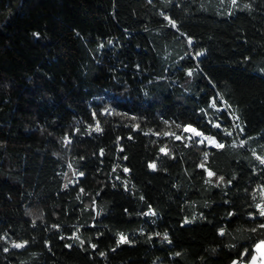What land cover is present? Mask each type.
Masks as SVG:
<instances>
[{
  "label": "trees",
  "instance_id": "1",
  "mask_svg": "<svg viewBox=\"0 0 264 264\" xmlns=\"http://www.w3.org/2000/svg\"><path fill=\"white\" fill-rule=\"evenodd\" d=\"M262 160L264 0H0V264L246 261Z\"/></svg>",
  "mask_w": 264,
  "mask_h": 264
},
{
  "label": "snow or ice",
  "instance_id": "2",
  "mask_svg": "<svg viewBox=\"0 0 264 264\" xmlns=\"http://www.w3.org/2000/svg\"><path fill=\"white\" fill-rule=\"evenodd\" d=\"M232 2L235 3L236 0H232ZM173 26H174V24H173ZM189 43H191V41H189ZM189 75H191V72H189ZM215 126L216 127H219V125H215ZM184 130L185 131H190V132H192L196 136H201L202 135V133H200L199 131H197L194 128H191L190 126L185 127ZM176 138L177 139H180V137H176ZM208 139H210L212 141V143H214L216 145V147H218V148H223L224 147V145L222 143H216V141L214 140V138H208ZM161 151H164V149H161ZM261 162L264 163V160H262ZM150 167H153L154 168L155 165H150ZM125 171H127V169H125ZM208 174H209V176L214 175L211 172H209ZM220 179H223V178L221 177ZM206 182H208V181H206ZM258 208H259V206H258ZM260 216L261 217H264V208H260ZM186 223H187V221H186ZM259 227L260 228H264V224H260ZM253 231H255V229H253ZM221 234L223 235V232H221ZM125 239L126 238L123 237V236L120 237V241H125ZM81 243H83V241H81ZM13 247L19 248V247H23V245L22 244H13ZM255 251L262 253V256H261V264H264V241H260L256 245ZM256 261H257V256L256 255H252V257H251V264H256Z\"/></svg>",
  "mask_w": 264,
  "mask_h": 264
},
{
  "label": "crops",
  "instance_id": "3",
  "mask_svg": "<svg viewBox=\"0 0 264 264\" xmlns=\"http://www.w3.org/2000/svg\"><path fill=\"white\" fill-rule=\"evenodd\" d=\"M259 242H260V241H259ZM259 242H257L256 245H257ZM256 245H255V247H254V252H253L252 255H256V256H257L256 264H261V256H262V253L255 251ZM252 255H251V257H252ZM251 257H250L248 260H246V261H240V262H238L237 264H251Z\"/></svg>",
  "mask_w": 264,
  "mask_h": 264
},
{
  "label": "rangeland",
  "instance_id": "4",
  "mask_svg": "<svg viewBox=\"0 0 264 264\" xmlns=\"http://www.w3.org/2000/svg\"><path fill=\"white\" fill-rule=\"evenodd\" d=\"M192 127V126H191ZM193 128V127H192ZM201 133V132H200ZM204 136V137H203ZM199 141H198V143H204V144H206V145H210V146H213V147H215L216 145L214 144V143H211L210 141H209V139H208V136H206L205 137V135H201V136H199ZM203 140H205V141H203ZM216 143H218L217 141H216Z\"/></svg>",
  "mask_w": 264,
  "mask_h": 264
},
{
  "label": "water",
  "instance_id": "5",
  "mask_svg": "<svg viewBox=\"0 0 264 264\" xmlns=\"http://www.w3.org/2000/svg\"><path fill=\"white\" fill-rule=\"evenodd\" d=\"M187 132V131H185ZM191 138H199V136L194 135L193 133L187 132ZM205 141V140H203Z\"/></svg>",
  "mask_w": 264,
  "mask_h": 264
},
{
  "label": "bare ground",
  "instance_id": "6",
  "mask_svg": "<svg viewBox=\"0 0 264 264\" xmlns=\"http://www.w3.org/2000/svg\"><path fill=\"white\" fill-rule=\"evenodd\" d=\"M188 127V126H187ZM187 132H190V131H187ZM190 133H192V132H190ZM187 134V133H186Z\"/></svg>",
  "mask_w": 264,
  "mask_h": 264
}]
</instances>
